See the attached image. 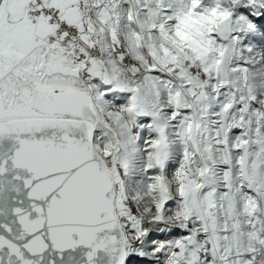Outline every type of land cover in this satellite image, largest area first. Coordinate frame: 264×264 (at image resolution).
Instances as JSON below:
<instances>
[{
  "label": "snow or ice",
  "instance_id": "6c2138e0",
  "mask_svg": "<svg viewBox=\"0 0 264 264\" xmlns=\"http://www.w3.org/2000/svg\"><path fill=\"white\" fill-rule=\"evenodd\" d=\"M264 0H0V264H264Z\"/></svg>",
  "mask_w": 264,
  "mask_h": 264
},
{
  "label": "rangeland",
  "instance_id": "374dc122",
  "mask_svg": "<svg viewBox=\"0 0 264 264\" xmlns=\"http://www.w3.org/2000/svg\"><path fill=\"white\" fill-rule=\"evenodd\" d=\"M258 23H259L262 27H264V20L258 21Z\"/></svg>",
  "mask_w": 264,
  "mask_h": 264
}]
</instances>
